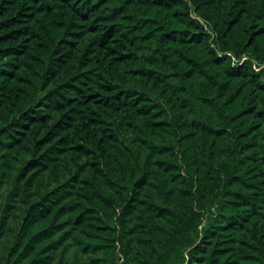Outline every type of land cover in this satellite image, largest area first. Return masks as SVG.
Returning a JSON list of instances; mask_svg holds the SVG:
<instances>
[{
	"label": "trees",
	"instance_id": "16d2710c",
	"mask_svg": "<svg viewBox=\"0 0 264 264\" xmlns=\"http://www.w3.org/2000/svg\"><path fill=\"white\" fill-rule=\"evenodd\" d=\"M0 264H264V0H0Z\"/></svg>",
	"mask_w": 264,
	"mask_h": 264
}]
</instances>
